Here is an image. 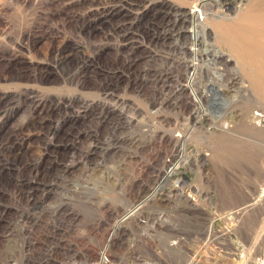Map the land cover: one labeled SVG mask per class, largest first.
<instances>
[{"label": "rangeland", "instance_id": "374dc122", "mask_svg": "<svg viewBox=\"0 0 264 264\" xmlns=\"http://www.w3.org/2000/svg\"><path fill=\"white\" fill-rule=\"evenodd\" d=\"M25 1L0 0V53L11 52L14 48L12 51L22 50L26 56L30 55L31 59L35 56L46 58L56 43L57 38L53 37L56 29L60 30L63 36H70V40H78L77 43L84 46L85 54L71 51L70 62H73V65H70V69L76 62L81 61L83 56L92 54L94 58H98L103 71L119 70L120 74L124 73L121 78L130 76L126 91L122 87L126 79H121L115 92L121 93L125 101L128 99V102H131L129 107L119 103L125 107L123 113L131 125L129 129L135 131L136 138H141L138 146L139 157L122 156L120 158L110 154L103 157L101 154L91 153L85 160L81 159L72 166L70 165L66 172L68 178L72 179L74 186L77 185L75 187L86 190L84 192L86 195L82 192L81 196L85 198L81 200L83 202L78 201L79 205L73 199V204L70 201V223H61L63 231L60 230L62 239L59 244L65 246L64 248L69 247L57 254L58 261L49 260V263L44 261L41 254L44 252V247L36 249L37 253L30 258L33 260L31 263L60 264L62 259L70 257V264H97L100 261L101 251L106 250L109 259L107 264H264V194L262 191L264 186V60H262L261 51L264 50V45H262L264 44V36L262 37L264 31L259 24L251 21L253 17L245 24H248V28L255 29L253 31L246 27L248 31H244V34L247 41L245 39L237 44L236 41L229 39L230 35H228L226 25L217 24V20L209 21L212 29L214 26L217 27L216 31L212 32L213 34L207 35L212 43L207 44L204 38L196 39L195 47H197L198 55H203L204 49L211 50L212 48L226 52L220 58L221 61L217 63L218 66L226 67L223 76L218 77L220 80L217 84L214 82V77L210 76L213 75L210 63L204 62L205 67L202 69V74L196 75L197 84L195 83L193 87L198 92L204 112L208 114V117H198L201 109L190 95L189 87L183 85L187 83L189 75L187 65L191 63L192 58L187 46L191 39L187 40V33L184 32V35H180L178 46L170 42L163 44L155 38L150 40L151 36L148 34L151 33L145 30L146 25H153L154 31L162 26L166 17L161 11L169 0H159L163 1L161 5L158 2L151 8L150 6L144 8L143 16L137 21L139 25L128 24L130 21L122 17L123 13L119 17L116 16L115 20H109L103 25L88 27V31L74 32L78 37L71 35L75 27L73 25L82 20L84 16L95 14V4H103L102 0L100 2L73 0L70 5L65 6L59 4L60 0H27L26 3ZM111 1L113 2V0H106V6H109ZM128 1L130 2V0H116V3H122V8L128 9ZM169 2L182 5L181 7L186 10H189L187 8L192 9L193 5L196 6V0H170ZM138 3H140L139 0ZM243 3H247L245 10H259L264 14V0H246ZM241 7H243L242 4ZM75 8L77 12L74 11ZM239 14L236 13V15ZM116 22L122 23L118 31L113 30ZM255 25L259 28H254ZM30 30H37L41 35L36 38L37 42H34L31 49L26 51L20 45H23V38ZM123 30L128 32V35ZM138 30L145 41L136 43L140 45L136 48L134 44L130 45L131 43L126 45V42L132 40L129 39L131 36L140 38ZM235 34L237 38V33ZM258 35L260 37L257 38ZM171 39L169 40L173 41V38ZM230 40L237 45L246 43L248 46L237 51V45L232 44ZM160 44H163L162 47ZM230 44L232 46L235 44L236 47L233 46L235 49ZM163 49L168 53H165ZM243 50L248 52L243 53ZM161 51L169 56V58L165 57L164 63L149 59L147 56L152 52L162 54ZM27 52L30 54L28 55ZM136 53L140 56L136 58L137 62L134 58ZM174 57L177 59L174 63L179 65L176 67L177 70L179 69L176 76L171 75L166 79L163 75L151 82L148 81L150 79H142L141 76L145 73L146 67L152 69L150 71H155L154 76H157L158 69L162 70L174 65ZM181 57L184 60H181ZM196 62H198L197 57ZM19 66H13L10 69L0 60V88L15 89L13 85L21 80L6 79L4 82L1 78L6 73L8 75V72L17 77L21 73ZM153 72L147 76L152 77ZM226 75L231 77V80L229 78V83L225 85ZM164 77L165 80H163ZM52 78L53 75H50L49 82H52ZM86 83L90 85L93 81L87 80ZM148 83H152L154 88L151 89ZM165 84L168 85L165 86ZM70 87V94L75 93L74 85L71 84ZM47 88L38 86V92L52 97L53 94L64 90L62 86ZM91 92H88L87 96L98 100V95ZM169 95V100L165 98L166 105L164 104L161 108L159 102ZM119 114L116 115L117 119L122 118ZM18 116L19 113L13 115L5 128L17 122ZM151 116H154L152 121L155 120V127L153 126L152 132H144L148 127L145 124H150ZM85 122L70 120V123L68 122L70 127H65L66 125L63 124L65 128L59 129L56 136L58 135L59 139L70 138L72 141L75 136L79 135L77 134L79 129L90 124V122ZM99 125L90 127L94 129L97 137L103 136L104 138L112 132L110 125L105 123ZM183 131L189 133L185 141L187 162L179 164L178 170L171 174L167 185H164L160 191L157 190L152 198L147 199V194L159 182L160 168L169 164L167 159H170V163L179 162L180 157L176 146L182 137H177L176 134L182 135ZM86 137L87 133L79 136L85 139L84 146L90 143ZM35 141L33 137H30L26 141L27 145L18 147V152H21L20 159L37 156L38 145L34 143ZM80 144L77 143L76 148L73 149L76 154L80 153L78 149ZM65 153V150H60L57 155L62 158ZM123 157H126L125 160ZM49 160L50 157L45 155L39 164L40 176L45 179L55 176L54 171L47 172L44 169ZM97 161L101 164L95 167ZM102 162L106 163L102 164ZM65 191H67L66 188L62 189L60 186H50L45 192L39 191L41 205L56 204ZM74 192L77 194L76 191ZM4 198L2 197L3 200ZM144 199L145 201L142 202ZM132 204H137V213L126 217L115 234L110 235L114 221L121 218L126 208H130ZM44 245L45 243L41 246Z\"/></svg>", "mask_w": 264, "mask_h": 264}, {"label": "bare ground", "instance_id": "6f19581e", "mask_svg": "<svg viewBox=\"0 0 264 264\" xmlns=\"http://www.w3.org/2000/svg\"><path fill=\"white\" fill-rule=\"evenodd\" d=\"M72 1L73 0H60L59 4L63 6L70 5V2ZM95 1L100 2L101 0H95ZM102 1L103 4L101 5L95 4L96 5V7L94 8V10L96 11L95 14L93 15L89 14L84 17L82 16L83 17L82 20H80L78 23L73 25L75 27L74 28L72 27L73 28L71 34L72 36L78 37V35L75 33H80L81 31L82 32L88 31L89 29L88 27L93 28L94 26L100 24L103 25L105 22L109 20L111 21L113 19L115 20L116 16L119 17L123 13L124 14L122 15V17L130 21V23L128 24L135 26L137 24V21H139L143 16L145 12L144 8H146L147 6H150L151 8L158 2L160 3V5L161 3H163V1H159V0H139L140 3H138V0H130V2L129 1L127 2L128 7L131 9L130 10L129 8L123 9L121 5L122 3L118 4V2L116 3V0H113V2L111 1L112 3H110L109 6H106L105 3L106 0H102ZM169 1H167V5L164 7V9L162 8L163 11H161L162 13H164L166 17V19H164V22L163 23L161 22L162 26H160L159 29H157V31H154L152 28L153 25H146L145 30L151 33L148 34L149 36H151L149 37L150 40L152 38H155L156 40H158V42H161L163 44L166 42H170L172 44H176V46H178V42L180 43V35H184V32L187 33V40L191 39V42L189 41L190 43L188 42L189 45L187 46L189 47L188 49L191 51L190 53L192 54L191 56L192 58L190 61L191 63L187 65L189 69V75L187 76V83L183 85H187L189 87L190 95L195 100V102L198 103V106L201 109V111L198 113L197 116L208 117V114L204 112L200 97L197 94L198 92L196 91V88L193 87V85L195 83L197 84L198 77H196V75L199 73L202 74V69H204L205 67L204 62L210 63L212 65L211 69L213 75L210 76L214 77V82L217 84V82L220 80L218 77L223 76L224 68H226V67L223 68L222 65L218 66L217 63L218 61H221L220 58H222L226 54V52L218 48H212L211 50L204 49L203 55H198L197 53L198 51L196 49L197 47H195L196 39L204 38L207 44L212 43V41H210L211 39L209 40L207 38L208 37L207 35L208 34L210 35L213 31H216L217 27L214 26V28L212 29L211 23L209 24V21L217 20L216 22L217 24H222L223 26L226 25L229 33L228 35H230L229 39L236 41L238 44V42L244 41L247 38L246 35L244 34V31L245 32L248 31L250 27L248 28L247 26L248 24L247 25L245 24L248 23L251 17H253V20L251 21H254L255 23L259 24L262 30L264 31L263 29L264 14L259 10L258 11L245 10L247 3H243V2H245L246 0L234 1L227 10L221 12L223 14H220L219 13L220 11L217 8H215L217 6V2L215 0H196V3H200V4L203 3L202 6L204 8L200 9L199 11L200 13L195 12V8L192 9L187 8L189 10H186L181 7L182 5L181 6L175 5L174 3H171ZM26 2L27 0L25 1V3ZM28 2L30 4V1ZM241 4L243 7H241ZM231 9H233V11H230ZM74 11L77 12L76 8ZM232 13L233 15H229ZM236 13H240V14L236 15ZM10 15L13 16V14ZM20 15H22V13ZM199 15H201V18ZM116 21H118V19ZM116 23L117 24L113 26L114 27L113 30L118 31L119 30L118 28L121 26L122 23H118V22ZM137 25H139V23ZM257 26L258 25H255L254 28H257ZM128 27L131 29L130 26ZM208 30H210L209 31L210 33H208ZM37 32H38L37 30L28 31L24 36L25 38H23L24 39L23 45H20V47H22L26 51L30 50L33 44L37 42L36 38H39L38 36L41 35L39 32L38 33ZM235 32L237 33V38H235L236 36ZM124 33L128 35V32L125 31ZM138 33L140 35V38L138 36L130 35L131 37L129 39L132 40L126 42V45L131 43L130 45L134 44L135 48L139 47L140 45H137L136 43H140L145 40H143V35L140 34V31ZM230 33H234V34H230ZM253 33H257V32H253ZM62 34L61 31L58 29H56V31L53 33L54 35L53 37L60 40L56 39L55 41L56 43L54 47L50 50V53L47 55L46 58H36V56L33 55L35 56V58L33 57L31 59L29 58L30 53L27 52L29 56H26L25 52L19 50L18 48H17L18 50L15 51H12L14 49L13 48L11 52L9 51L4 54L0 53V60L3 61L5 66L11 69L13 68V66L16 67L17 65H20L19 67L21 69L20 70L21 73H19L17 77H14L12 74H10V72H8V75H6L7 74L6 71L5 72L6 74L1 78L4 80V82L6 81V79H19L21 81L16 84L12 83L14 84L13 87H15L14 90H6L0 88V264H33L31 263L33 260H30V258L34 253H37L35 251L36 249H40V248L43 249L42 247H44V252L41 253L44 261L46 260L47 263H49V260L58 261L56 258L58 257L57 254L69 247L68 246L64 248L65 246L63 247L59 244L60 240L62 239L60 232V230H62L61 223L62 222L70 223V201H72L73 199V201H77V203L76 202L75 203L78 204L79 203L78 201H81L83 200V198H85L84 196H81L82 192L83 195H86L84 194L86 190H84L81 187L78 188L75 187L77 185L74 186L73 182H71L72 179L70 177L68 178V174H66V172H68L70 165L72 166L76 162L81 161V159L85 160L86 158H88V155L91 153L92 154L96 153L97 155L101 154L103 157H105L106 154L107 155L110 154L112 156L113 155L119 156L120 158H122V156H127V158L128 157L136 158V156L139 157L138 146L141 143L140 141L141 138H136L135 131L129 129L131 128V125L129 124V120H126V116L124 117V113H123V109L125 107L124 105L122 107L120 104V103L126 104V106L129 107V105H131L130 104L131 102H128V99L125 101L121 93L115 92L116 88L119 85V81L121 79L122 80L126 79L125 85L122 86L123 90L126 91L125 89L129 85L127 82H129L130 76H125V78H121L124 73L120 74L119 70H116L115 72L112 70L103 71V69L100 67L98 58H94L95 56L92 54L83 56L82 60L76 62L73 68L70 69V65H73L72 64L73 62L72 63L70 62L71 61L70 52L79 51L84 53L83 52L84 46L77 43L78 40L75 39L70 40V36H63ZM247 36L249 37V35ZM263 36L264 35H262V37ZM253 37L255 36L253 35ZM258 37L260 36L258 35L257 38ZM171 38H173V41H171L172 40ZM230 41L229 43L232 42ZM245 41H247V39ZM11 43L14 44L12 40ZM233 43L235 42H232V44ZM163 44H160V47H162ZM230 46L232 45L230 44ZM247 46L248 44L241 43L237 45L238 47L237 51H239V49L241 48H246ZM235 47L233 48L235 49ZM163 50L165 51V53H168V51L166 52L165 49ZM261 51L263 57L262 60H264V50ZM162 52L163 51H161V53ZM247 52L243 50V53H247ZM165 53L164 54L162 53L163 54L162 55L152 52V53H148L147 56L149 57V59H153L154 61L158 60L164 63V59H166L165 57L168 56ZM136 54L134 58L135 61L137 62L136 58L140 56H138L139 54L137 55ZM175 55L177 56V53ZM241 56L242 55H240V57ZM196 57L198 62H196ZM182 59L184 60L183 57H181V60ZM174 60L175 61H173V63L177 61L176 57H174ZM178 61H180V59ZM176 67H179V65L174 63V65H170L166 67V69L159 70L158 68H156L158 69L156 71V74H158L157 76H154L155 71L154 72L150 71L152 69H148L146 67L145 73L144 74L142 73L141 77L142 79H150L148 80L150 82L155 81L156 79H158V77L161 78V76L163 75L167 79L170 78L171 75L176 76V72L179 73L178 71L179 69L177 70ZM149 71L153 72L152 73L153 78L151 76L150 77L147 76L149 74L151 75ZM190 73H192V75H190ZM235 73L236 72L234 71V74ZM50 75H53V78L51 79L52 82H49L48 80ZM226 76H227L226 83L224 82L225 85L229 83L228 81L229 78L231 80V77H228V75ZM165 77L163 80H165ZM87 80H92L93 83L89 85L86 83ZM107 80L108 82H106ZM71 84L74 85V88L76 89L75 93L73 94H70ZM105 84L108 85L105 86ZM148 84H149L148 86L151 87L152 89L153 87L152 83L151 84L148 83ZM166 85L168 84H165V86ZM38 86H42L44 88L45 87L49 88V86H62L64 90H62V92H59L58 94L55 95L53 94V96L50 97L48 94H45L43 92H38ZM89 90L94 92L96 95H98L97 96L98 100L89 98L87 96V94H89L88 92H90ZM144 92L145 91H143V93ZM165 98L169 100L170 95L168 97H164L161 99V101L159 102L161 108L163 107L164 104L166 105ZM109 112L111 113L110 116H109ZM16 113H19L17 122L15 121L8 128H5L6 123ZM118 113H120L119 115H122V118L117 119L116 115H118ZM153 117L154 116L150 117V124H145V126L147 125L148 127L144 132L153 131V126L155 125L154 122L155 120L152 121ZM70 120H80L82 123H86L85 121H87L90 122V124H88L84 128L79 129L77 131V134H79L77 135L78 138L77 136L74 135L75 137L73 136L74 139L72 141H70V138L59 139L58 135L56 136L57 131L62 127H64L65 125H66L65 127H70L69 124ZM102 123L110 125V127L112 128L111 130L112 132H110L104 138L103 136L101 138L97 137V134L96 132H94V129L93 130L90 129L91 126L92 127H95L96 125L100 126L99 124ZM83 133H87L86 138H88V140L90 141V143L87 144L86 146H84V144H86L85 139L79 138V136ZM188 134L189 133L187 131H183L182 135L176 134V136L178 135L177 137H182V139L179 142H177L178 144L176 146L177 154L180 157L179 162L170 163V159H167V162H169V164L163 168H160L161 176L159 182L158 184H156V186H154L152 191L147 194L146 196L147 199L152 198L157 190L160 191L164 185H167L166 183L169 181L171 174L178 170L179 164L182 165L187 162L188 156L185 150L186 148L185 141L186 138L188 137L187 136ZM30 137H33L36 140L34 143H37L38 145V151H37L38 154L34 158L20 159L19 154L21 152L20 153L18 152L19 150L18 147L27 145L28 142L26 141ZM77 143H81L78 146V149L80 151V153L78 154H76V152L73 151V149L76 148ZM25 148H27V146H25ZM60 150L62 151L65 150L66 152L62 156V158H59L57 155V152ZM45 155H48V157H50L47 166L44 167L45 171L55 172L54 173L55 176H52L51 178H47V179L40 176L41 171L39 169L40 166L39 164L43 156ZM125 158L126 157H123L124 160ZM99 163L100 161L95 162V167ZM103 163L106 162H102V164ZM50 186H60L62 189L66 188L67 191H65L62 194L61 198L58 200V202H56V204L52 206H43L40 203L41 195H39L40 193L38 194V192L39 191L45 192V190ZM75 188L78 189V191ZM262 189L264 194V186ZM74 191H76L77 194ZM2 197H5L4 200L2 199ZM73 201L71 202V204H73ZM143 201H145V199L142 200V202ZM137 209H138L137 204L134 205L132 204L130 208L128 207L126 208V211L124 212L123 216L133 215L134 213H137L136 212ZM11 215L12 217H10ZM121 222H122L121 218H117L114 221V224L111 226L112 228L110 235L113 236L115 234L117 229L121 226ZM68 225L69 224H67V226ZM45 240L46 242H44ZM40 241L41 243H39ZM51 242H53V244H50ZM43 243H45V245L41 246L43 245ZM15 257H17V259ZM69 259H62L60 264H70ZM97 264H100V262H98Z\"/></svg>", "mask_w": 264, "mask_h": 264}, {"label": "built area", "instance_id": "2783aa9c", "mask_svg": "<svg viewBox=\"0 0 264 264\" xmlns=\"http://www.w3.org/2000/svg\"><path fill=\"white\" fill-rule=\"evenodd\" d=\"M217 2V6L215 8H217L220 12H224L225 10H227L231 4L234 2V1H238V0H215ZM203 4V3H202ZM202 4L200 3H196V6L193 7L195 8V12H198L200 13V9H203L204 7L202 6ZM200 18H201V15H199ZM192 73H190L191 75ZM126 217H129V215H125L123 216V218L121 217L122 221L126 218ZM107 253H106V250L105 251H101L100 253V264H107V261L109 260L107 258Z\"/></svg>", "mask_w": 264, "mask_h": 264}]
</instances>
